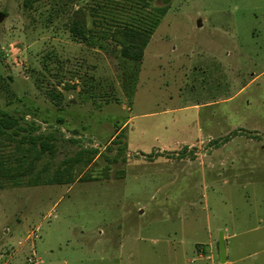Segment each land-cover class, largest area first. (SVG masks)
<instances>
[{
	"label": "rangeland",
	"instance_id": "rangeland-1",
	"mask_svg": "<svg viewBox=\"0 0 264 264\" xmlns=\"http://www.w3.org/2000/svg\"><path fill=\"white\" fill-rule=\"evenodd\" d=\"M162 7L141 62L66 26ZM0 108V152L53 146L0 180V264H264V0H2Z\"/></svg>",
	"mask_w": 264,
	"mask_h": 264
},
{
	"label": "trees",
	"instance_id": "trees-1",
	"mask_svg": "<svg viewBox=\"0 0 264 264\" xmlns=\"http://www.w3.org/2000/svg\"><path fill=\"white\" fill-rule=\"evenodd\" d=\"M45 0H24V7L26 9H33L35 4ZM169 7L159 8L157 18L152 22L150 28H136L133 26H124L117 27L115 30H111L110 33L105 30H96V28H89L88 25V14L85 9L80 8L75 10L66 26L72 34V36L83 43H89L90 45H95V40H111L115 44L121 47V55L124 59H128L135 62H141L144 58L145 50L149 45L151 35L158 27L160 18L164 16ZM57 98V96H55ZM58 99V98H57ZM62 121V120H60ZM18 128L17 119L8 115L6 111L0 108V145H3V148L6 149V143H4V137L8 136L11 138V134L8 132ZM15 132V131H14ZM17 133V132H15ZM120 135V134H119ZM53 135L48 136L47 138H52ZM36 138H43V136H38ZM33 147L24 148L17 147L16 152H0V180H12L15 184H18V177L25 176L30 171L33 170L36 161H38L43 153L49 150L53 153V146L48 142H42L40 144V149L36 147L38 141L37 139H32ZM24 155V156H23ZM80 158L76 160H70L67 167H72L74 164L81 163L82 154ZM93 160L89 159L85 164L91 163ZM58 168L51 175L46 174L44 178H36L30 183L33 185L39 184H64L74 182V178L64 182L66 177V171L68 168ZM67 168V169H65ZM65 169V170H64ZM50 174V173H49Z\"/></svg>",
	"mask_w": 264,
	"mask_h": 264
},
{
	"label": "water",
	"instance_id": "water-1",
	"mask_svg": "<svg viewBox=\"0 0 264 264\" xmlns=\"http://www.w3.org/2000/svg\"><path fill=\"white\" fill-rule=\"evenodd\" d=\"M221 252H222V258H223V263L226 262L225 259V248H224V236L221 235Z\"/></svg>",
	"mask_w": 264,
	"mask_h": 264
},
{
	"label": "built area",
	"instance_id": "built-area-1",
	"mask_svg": "<svg viewBox=\"0 0 264 264\" xmlns=\"http://www.w3.org/2000/svg\"><path fill=\"white\" fill-rule=\"evenodd\" d=\"M29 262H33V260H32V259H30V260H29Z\"/></svg>",
	"mask_w": 264,
	"mask_h": 264
},
{
	"label": "crops",
	"instance_id": "crops-1",
	"mask_svg": "<svg viewBox=\"0 0 264 264\" xmlns=\"http://www.w3.org/2000/svg\"><path fill=\"white\" fill-rule=\"evenodd\" d=\"M2 0H0V2H1Z\"/></svg>",
	"mask_w": 264,
	"mask_h": 264
}]
</instances>
